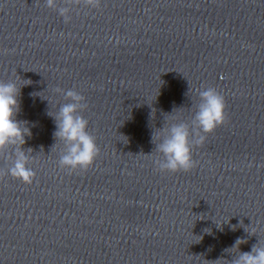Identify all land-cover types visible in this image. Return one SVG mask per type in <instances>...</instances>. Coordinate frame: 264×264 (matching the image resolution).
Instances as JSON below:
<instances>
[{
  "label": "water",
  "instance_id": "water-1",
  "mask_svg": "<svg viewBox=\"0 0 264 264\" xmlns=\"http://www.w3.org/2000/svg\"><path fill=\"white\" fill-rule=\"evenodd\" d=\"M55 4L0 0V82L20 88L35 172L30 185L0 175V264H229L237 238L241 252L264 241V0ZM208 87L224 124L190 171L158 170L153 133H195ZM68 90L85 97L77 114L99 148L87 170L60 166L67 142L49 113Z\"/></svg>",
  "mask_w": 264,
  "mask_h": 264
},
{
  "label": "clouds",
  "instance_id": "clouds-1",
  "mask_svg": "<svg viewBox=\"0 0 264 264\" xmlns=\"http://www.w3.org/2000/svg\"><path fill=\"white\" fill-rule=\"evenodd\" d=\"M101 0H85V5L91 8H99ZM49 8L56 7L55 0H46ZM79 5L80 0H75ZM68 7L59 9V13L67 23L70 18L67 13ZM55 91H62L56 88ZM20 88L13 82H0V152L6 148L15 147L14 159L9 155L6 158L12 159L7 171L0 172V175H8L31 184L35 178V172L28 167L31 149L26 153L22 147L26 141V136H31V131L27 127V122L18 121L17 113L20 111L18 96ZM70 101L60 106L57 113L50 114L56 122L54 137L58 141L67 142V152L60 157L61 168L72 170H87L91 167L99 154V148L95 138L87 131L88 120L82 115H78L82 109L87 107L84 102L85 97L75 90H68L65 93ZM201 103L195 114V125L197 131L192 133L185 123H174L167 127H162L160 131L153 133L152 142L155 150L163 159H156L155 165L160 171H190L196 166L193 160L192 151L194 146H202L207 135L214 132L218 126L224 124L226 120V101L215 88L208 87L199 91ZM190 136L195 139L191 140ZM264 166V165H262ZM205 231H209L205 229ZM246 231V230H245ZM257 229L252 228L250 235H255ZM247 243V240L237 238L234 245L225 249L226 252H236L237 258L229 264H264V241L253 244L250 252H241L240 245ZM224 259H218L215 262Z\"/></svg>",
  "mask_w": 264,
  "mask_h": 264
}]
</instances>
